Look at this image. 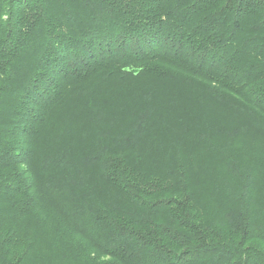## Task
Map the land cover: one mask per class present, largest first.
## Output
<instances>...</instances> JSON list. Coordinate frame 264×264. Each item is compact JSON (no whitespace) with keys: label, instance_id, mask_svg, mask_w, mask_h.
Here are the masks:
<instances>
[{"label":"trees","instance_id":"obj_1","mask_svg":"<svg viewBox=\"0 0 264 264\" xmlns=\"http://www.w3.org/2000/svg\"><path fill=\"white\" fill-rule=\"evenodd\" d=\"M0 264H264V0H0Z\"/></svg>","mask_w":264,"mask_h":264}]
</instances>
